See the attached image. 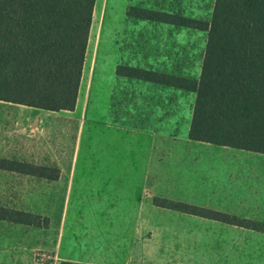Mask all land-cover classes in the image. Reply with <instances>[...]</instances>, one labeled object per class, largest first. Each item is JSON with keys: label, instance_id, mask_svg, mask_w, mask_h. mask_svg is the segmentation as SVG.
Segmentation results:
<instances>
[{"label": "rangeland", "instance_id": "1", "mask_svg": "<svg viewBox=\"0 0 264 264\" xmlns=\"http://www.w3.org/2000/svg\"><path fill=\"white\" fill-rule=\"evenodd\" d=\"M113 1L96 0L95 3L79 87V106H85L88 116L93 118L101 116L103 111L109 113L110 119L133 117L135 119L129 123L135 124L139 117L143 119L145 116L139 108L125 115L105 106L106 91L110 93L112 106L127 94L126 91H146L141 85L122 84L115 80L116 65L123 64V61L136 62L143 67L194 78L200 72L206 32L129 18L127 10L131 7L154 9L208 22L214 0ZM91 93L94 104L99 105L93 110L89 103ZM178 96L183 108L179 115H182L187 112L184 110H189L190 94L184 92ZM9 106L0 102V210L13 218L16 216L13 211L30 213L36 218L34 225H27L0 217V264H57L53 248L62 193L58 185H48L49 179L45 177L54 174L56 157L62 152L63 145L58 146L56 127L63 118L54 114L43 117V111L26 108L14 112L6 108ZM65 121L71 123L72 119L65 118ZM33 122L40 128L31 127ZM183 125L179 122V135ZM64 147L70 146L66 143ZM157 188H161L160 196L177 200L158 198L156 193L147 198L134 239L128 247L116 250L118 253L109 251L102 264H249V256L245 255L249 249L243 248V253L235 254L230 248L231 242L221 239L225 235L218 223L223 221L210 217H204V221L183 217L186 216L183 212L176 213V210L155 203L178 201L224 214L219 210L223 206H219L216 195L208 199L190 192L192 190L187 187L184 177L178 179V184L164 181ZM205 205L214 208H203Z\"/></svg>", "mask_w": 264, "mask_h": 264}, {"label": "crops", "instance_id": "2", "mask_svg": "<svg viewBox=\"0 0 264 264\" xmlns=\"http://www.w3.org/2000/svg\"><path fill=\"white\" fill-rule=\"evenodd\" d=\"M121 65L184 77L136 62L123 61ZM117 67L114 68L115 80L141 85L146 91H126L127 94L113 104L117 110L113 109L110 93L106 91L105 106L125 115L139 108L145 116L139 117L135 124L129 123L133 117L110 119L109 113L103 111L101 116H88L86 107L79 106L78 95L72 111L59 112L0 100L11 105L9 107L13 108H6L14 112L26 108L43 111V117L54 114L63 118L56 127L62 152L56 157L54 174L45 177L49 179L48 185H58L62 193L53 248L55 262L102 264L109 251L128 247L141 223L146 199L153 193L159 195L158 184L164 181L178 184V179L184 177L190 192L208 199L216 195L219 206H223L219 208L221 212L253 225L218 223L225 235L221 239L231 242L233 253L249 249L245 253L249 256V264H264V153L190 139L194 92L119 76ZM199 75L200 72L191 79L198 80ZM184 92L190 94V107L184 110L185 114L179 115L183 108L178 95ZM92 97L91 93L89 103L93 110L99 105L94 104ZM65 118L72 122H66ZM179 122L184 123L180 135ZM31 127L38 129L40 125L33 122ZM66 143L69 148L64 147ZM158 198L177 200L170 196L159 195ZM203 208L214 207L205 205Z\"/></svg>", "mask_w": 264, "mask_h": 264}, {"label": "trees", "instance_id": "3", "mask_svg": "<svg viewBox=\"0 0 264 264\" xmlns=\"http://www.w3.org/2000/svg\"><path fill=\"white\" fill-rule=\"evenodd\" d=\"M96 0H0V100L72 111L81 83ZM127 17L206 32L199 79L118 65L116 74L195 93L190 139L264 153V0H214L204 22L131 7ZM156 205L253 226L183 203ZM22 224L35 216L13 211ZM57 264H84L61 261Z\"/></svg>", "mask_w": 264, "mask_h": 264}, {"label": "bare ground", "instance_id": "4", "mask_svg": "<svg viewBox=\"0 0 264 264\" xmlns=\"http://www.w3.org/2000/svg\"><path fill=\"white\" fill-rule=\"evenodd\" d=\"M113 2H115V0H114ZM115 3H116V2H115ZM111 4H112V3H111ZM111 6H112V5H111ZM114 6H115V5H114ZM114 6H113V7H114ZM117 9H118V8H117ZM114 11H116V10H114ZM108 14H111V13H110V11H109V13H108ZM108 16H109V15H108ZM112 16H113V14H111V18H112ZM124 224H125V223H124ZM110 225H111V224H110ZM96 243H98V242H96ZM96 245H97V244H96ZM96 245H95V246H96ZM117 245H118V244H117ZM95 246H94V247H95ZM92 250H93V249H92ZM118 251H119V250H118ZM97 252H98V251H97ZM116 252H117V251H116ZM93 253H95V254H96V252H95V251H94ZM117 253H118V252H117ZM118 255H119V254H118Z\"/></svg>", "mask_w": 264, "mask_h": 264}]
</instances>
